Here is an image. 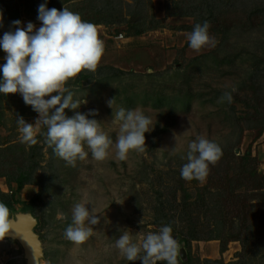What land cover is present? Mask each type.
Listing matches in <instances>:
<instances>
[{
    "label": "rangeland",
    "instance_id": "374dc122",
    "mask_svg": "<svg viewBox=\"0 0 264 264\" xmlns=\"http://www.w3.org/2000/svg\"><path fill=\"white\" fill-rule=\"evenodd\" d=\"M13 1L22 12L31 0ZM78 1L83 0L64 4L57 0L58 10ZM177 1L136 0L130 19L124 2L134 1L113 0L115 21L94 24L104 42L96 71L84 70L65 85L75 93L74 100L87 101L76 111L95 110L97 115L88 118L99 121L113 141L119 126L111 124L113 109L107 101L115 99L114 109H142L154 126L145 133L144 152L130 151L120 160L113 149L105 160L97 161L85 146L88 156L70 166L45 143L41 134L45 128L38 130L37 144L21 143L17 116L34 123L38 113L19 93H0V174L29 171L34 182L16 191L14 183L10 188L0 177V192L13 200H35L38 264H141L123 258L115 240L125 230L134 236L146 235L165 225L172 227L176 240L195 238L189 241V250L180 247L179 260L189 251L194 261L234 262L242 249L239 241L244 239L256 254L251 264H264V221L248 237L245 230L264 213V188L247 191L255 183L264 186V130L258 132L264 121V0ZM106 2L96 0L99 7ZM186 4L196 11V18L179 15V7ZM206 10L207 14L199 15ZM92 13L97 15L95 9ZM98 15L102 17L105 11ZM138 16L145 19V25L153 17L158 27L129 35L130 23L139 22ZM20 22L23 27L29 22L37 29L41 26L37 17L22 15ZM204 22L210 24L209 35L215 43L196 52L189 47L187 35ZM4 56L0 49V65ZM226 91L232 102H219ZM65 114L71 117L75 112L66 109ZM250 124L253 129H248ZM197 136L216 142L222 155L209 165L202 182L186 181L180 174L186 163L181 157ZM252 168L253 178L244 172ZM39 180L41 191L35 184ZM242 201L244 223L238 216ZM78 202L88 203L90 212L94 207L99 219L90 226L92 233L82 245L64 237ZM215 216L225 225L218 230L219 240H207ZM16 217L18 223L26 224L21 215ZM0 264H26L25 251L14 234L0 241Z\"/></svg>",
    "mask_w": 264,
    "mask_h": 264
},
{
    "label": "clouds",
    "instance_id": "9594fccd",
    "mask_svg": "<svg viewBox=\"0 0 264 264\" xmlns=\"http://www.w3.org/2000/svg\"><path fill=\"white\" fill-rule=\"evenodd\" d=\"M37 18L41 22L38 29L31 22L23 27L16 20L12 22L15 30L6 31L0 38V49L5 53V62L0 65V93L6 96L19 93L24 103L38 113L34 123L17 116L21 143L27 146L37 144L36 134L40 128H45L46 132L41 133L45 143L70 166L88 156L85 146L97 161L105 160L113 149L115 157L120 160L126 159L130 151L144 152L145 133L154 126L151 117L142 109H114L115 99L107 101L113 109L111 124L119 126L113 141L99 121L88 118L97 115L95 110L87 114L76 111L87 101L74 100L75 93L65 86L84 70L95 72L100 63L104 42L95 25L66 7L63 10L49 9L46 4L39 6ZM209 28L208 22L197 23L187 35L192 50L199 52L214 45ZM225 101L232 102L230 92L226 91L220 97L219 102ZM66 109L74 110L75 114L67 116ZM221 155L222 149L216 142L197 136L188 143L187 152L181 157L186 160L180 169L181 178L202 182L208 175L209 165H214ZM87 204H74L72 222L64 232L65 239L74 245L84 244L92 233L90 226L99 223L95 208L90 212ZM17 220L8 206L0 202V241L13 233L23 238V233L17 229ZM114 246L127 261L140 260L141 264H178L180 256V246L170 225L146 235L138 233L134 236L125 230Z\"/></svg>",
    "mask_w": 264,
    "mask_h": 264
},
{
    "label": "trees",
    "instance_id": "16d2710c",
    "mask_svg": "<svg viewBox=\"0 0 264 264\" xmlns=\"http://www.w3.org/2000/svg\"><path fill=\"white\" fill-rule=\"evenodd\" d=\"M1 1V0H0ZM60 1L59 4L61 3H66V1H70V0H58ZM91 2H87V0H83V1H78V2H70V4L66 5V8H68L70 11L73 12H77L81 15L82 19L84 21L90 22L92 24L98 25V24H104L106 25L107 23H112L115 21V19L113 18V14L116 11L115 9V4L113 5V0H107V2L105 3V7H99L98 3H96V0H90ZM103 1V0H102ZM134 3L130 4L129 2H124L125 8L127 10L126 15L127 16H131L130 19H132V13H134L132 10V8H134L135 4H136V0H133ZM181 0H178L176 3H179ZM198 1V0H197ZM9 2H12L11 4ZM57 0H46L44 3L42 2H37L34 0L29 1L30 6L23 8L22 12L19 11L18 8V3L14 2L13 0H9L7 3V0L5 3L0 4V13H2V21H0V36H3V34L6 31H14L15 27L13 26L12 22L19 20L21 21L22 15L23 16H27L30 17L31 19H33V17H38V8L41 4H46L47 7L49 9L51 8H56L58 9V7L60 6L59 4H57ZM182 3H187V1L182 0ZM194 3H198V2H194ZM100 4V2H99ZM95 9V13L97 14L96 16H94L92 13L93 10ZM180 11H178L179 15L181 16H193L194 18H196L198 16V14H196V11L193 10V8H189L187 6V4L185 6L179 7ZM91 10V12H90ZM209 10V9H208ZM208 10H206L204 13L200 12L199 15H205L207 14ZM103 11H105V15H103L102 17L99 18L100 15ZM198 11V10H197ZM209 14V13H208ZM174 15H176L174 13ZM129 16V17H130ZM140 16V15H139ZM138 16V17H139ZM152 17V16H151ZM202 18V17H199ZM121 21V20H118ZM149 24L145 25V19L140 20L139 17V22H137V20H133L132 24L130 23V26L133 27L132 32H128L129 35H139L141 32L145 31V30H151V29H155L158 27L157 25V21L153 19L148 21ZM146 26V27H145ZM5 61L2 62V64ZM248 129H253L254 125L252 126L250 124V126H247ZM261 130H264V121L260 122V127L258 132H261ZM244 172H246L248 175L251 173V177H256L255 171L252 168V172H250L249 170H244ZM249 176V177H250ZM0 177L5 178V183L8 187H10V184L14 183L15 184V189L16 191L19 190L21 187H23V185L28 184V183H34L33 181V176L32 173L29 171H22L21 173L19 172L18 175L15 174H10V173H4V174H0ZM36 185H38L39 187V191H41L42 186L40 183V180L36 183ZM264 185V183H263ZM264 188V186H262V184H253V187H249L247 186V191H251V190H255V189H261ZM233 189H230V192ZM0 202L5 203L8 208L10 209L11 214L16 217L17 215H21L25 220H28L30 222H32V232L35 235L34 229L37 228L38 226V217L35 214V208H36V204H35V200H28V201H22V200H13L11 198H8L5 194H3L2 192H0ZM15 204H18L19 207L15 208ZM216 204V203H214ZM242 205L239 208V217L241 219V221L243 222L244 219V212H243V208H244V202L242 201ZM248 206V205H247ZM253 208L252 206H248ZM215 212H219V211H215ZM255 211H252V213L254 214ZM250 214V213H249ZM222 217V216H220ZM238 218V217H237ZM212 221L210 222V230L209 232L212 233L211 236L208 237L207 240L212 239H217L219 240L220 238L217 237V233L219 228H221L224 224V221H222L219 217L215 216L214 218L211 219ZM264 221V213L262 218L260 219V217L258 218L257 222H251L252 224H254V226L252 224H249L245 230L247 231V237L249 236V234L251 233V231H253V228L255 226L258 225V223H261L260 221ZM244 223V222H243ZM238 226V225H237ZM208 232V233H209ZM191 235V234H190ZM36 236V235H35ZM195 238L190 236V240H194ZM179 246L183 247V248H187L189 250V241L188 239L185 238H179L178 240ZM248 241L244 240V239H240L239 243L241 245V252L237 253V259L234 262H229V263H225V264H251L254 259H255V253L250 251V247H248ZM221 252L224 251V247L222 246L220 249ZM186 257L184 258V260H179L178 259V264H224L222 262V260H210V259H205L203 261H198L197 259L194 261L190 255H189V251L185 252Z\"/></svg>",
    "mask_w": 264,
    "mask_h": 264
},
{
    "label": "water",
    "instance_id": "95a60500",
    "mask_svg": "<svg viewBox=\"0 0 264 264\" xmlns=\"http://www.w3.org/2000/svg\"><path fill=\"white\" fill-rule=\"evenodd\" d=\"M25 220V219H24ZM26 224L23 225L17 222L18 231L23 233V238L18 235H14L18 238L19 243H21L25 254H26V264H38L37 259L39 256L38 242L36 236L32 232V223L25 220Z\"/></svg>",
    "mask_w": 264,
    "mask_h": 264
},
{
    "label": "built area",
    "instance_id": "2783aa9c",
    "mask_svg": "<svg viewBox=\"0 0 264 264\" xmlns=\"http://www.w3.org/2000/svg\"><path fill=\"white\" fill-rule=\"evenodd\" d=\"M119 37H121V35H119ZM6 190H7V189H6ZM8 192H9V194H10V193L12 192V191H11V189H9V191H8Z\"/></svg>",
    "mask_w": 264,
    "mask_h": 264
}]
</instances>
